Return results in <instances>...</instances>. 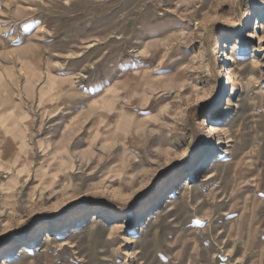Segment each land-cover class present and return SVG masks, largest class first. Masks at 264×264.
<instances>
[{
    "label": "rangeland",
    "instance_id": "rangeland-1",
    "mask_svg": "<svg viewBox=\"0 0 264 264\" xmlns=\"http://www.w3.org/2000/svg\"><path fill=\"white\" fill-rule=\"evenodd\" d=\"M0 264H264V0H0Z\"/></svg>",
    "mask_w": 264,
    "mask_h": 264
},
{
    "label": "bare ground",
    "instance_id": "bare-ground-1",
    "mask_svg": "<svg viewBox=\"0 0 264 264\" xmlns=\"http://www.w3.org/2000/svg\"><path fill=\"white\" fill-rule=\"evenodd\" d=\"M231 71V70H230ZM231 77L229 78V81L231 82ZM126 84V83H125ZM128 176V172L127 171H125V172H123L122 173V175H121V178H126ZM193 179V178H192ZM171 198H174L173 196L171 197Z\"/></svg>",
    "mask_w": 264,
    "mask_h": 264
},
{
    "label": "crops",
    "instance_id": "crops-1",
    "mask_svg": "<svg viewBox=\"0 0 264 264\" xmlns=\"http://www.w3.org/2000/svg\"><path fill=\"white\" fill-rule=\"evenodd\" d=\"M26 64H28V65H29L30 63H26ZM22 66H26V65L23 63V64H22Z\"/></svg>",
    "mask_w": 264,
    "mask_h": 264
}]
</instances>
